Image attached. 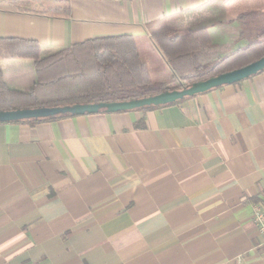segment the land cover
<instances>
[{
	"label": "crops",
	"instance_id": "crops-1",
	"mask_svg": "<svg viewBox=\"0 0 264 264\" xmlns=\"http://www.w3.org/2000/svg\"><path fill=\"white\" fill-rule=\"evenodd\" d=\"M12 1L0 40L40 57L93 40L170 86L152 33L206 28L221 46L232 20L264 12V0ZM0 70L14 90L36 80L31 59ZM263 201L264 69L160 108L0 124V264H264L250 217Z\"/></svg>",
	"mask_w": 264,
	"mask_h": 264
},
{
	"label": "trees",
	"instance_id": "trees-1",
	"mask_svg": "<svg viewBox=\"0 0 264 264\" xmlns=\"http://www.w3.org/2000/svg\"><path fill=\"white\" fill-rule=\"evenodd\" d=\"M30 1L13 0L11 4L29 5ZM48 10L54 15L63 13L62 9ZM227 26L230 28L229 40L221 46L211 42L206 28L189 30L185 35H177L168 28L152 33L154 46L180 82L171 86L168 83L151 84L136 69L131 58H124L106 47L98 50L93 40L63 48L46 57L39 56V48L34 42L0 40V59H31L36 74L28 91H18L6 85L0 70V111L142 99L164 91L180 90L264 57V12L241 14ZM187 98L166 105L118 112L160 108ZM66 116L72 115L58 114L0 124L42 122Z\"/></svg>",
	"mask_w": 264,
	"mask_h": 264
},
{
	"label": "water",
	"instance_id": "water-1",
	"mask_svg": "<svg viewBox=\"0 0 264 264\" xmlns=\"http://www.w3.org/2000/svg\"><path fill=\"white\" fill-rule=\"evenodd\" d=\"M263 69L264 57L242 68L193 83L192 85L184 87L180 90L164 91L142 99L124 102L72 104L57 107H40L34 109L0 111V122L46 118L58 114H94L102 110L108 113H113L121 110H132L149 106L166 105L177 100H181L184 97H191L206 92L221 85L239 82L258 73L259 71H262Z\"/></svg>",
	"mask_w": 264,
	"mask_h": 264
},
{
	"label": "built area",
	"instance_id": "built-area-1",
	"mask_svg": "<svg viewBox=\"0 0 264 264\" xmlns=\"http://www.w3.org/2000/svg\"><path fill=\"white\" fill-rule=\"evenodd\" d=\"M262 203H256L252 206L250 217L257 227L258 233L262 236L264 245V201Z\"/></svg>",
	"mask_w": 264,
	"mask_h": 264
},
{
	"label": "rangeland",
	"instance_id": "rangeland-1",
	"mask_svg": "<svg viewBox=\"0 0 264 264\" xmlns=\"http://www.w3.org/2000/svg\"><path fill=\"white\" fill-rule=\"evenodd\" d=\"M33 6H35V5H30L29 4V7H33ZM218 39H221V36H214V38H213V40L215 41V42H217V44L219 45L221 42H219V40ZM177 82H179V80L177 81ZM180 83V82H179ZM188 87V86H187ZM182 89V88H181Z\"/></svg>",
	"mask_w": 264,
	"mask_h": 264
}]
</instances>
